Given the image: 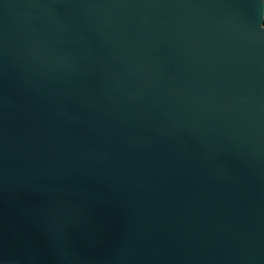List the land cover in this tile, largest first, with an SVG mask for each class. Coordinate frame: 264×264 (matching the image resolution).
Returning <instances> with one entry per match:
<instances>
[{"label":"water","instance_id":"water-1","mask_svg":"<svg viewBox=\"0 0 264 264\" xmlns=\"http://www.w3.org/2000/svg\"><path fill=\"white\" fill-rule=\"evenodd\" d=\"M0 264H264V0H0Z\"/></svg>","mask_w":264,"mask_h":264}]
</instances>
